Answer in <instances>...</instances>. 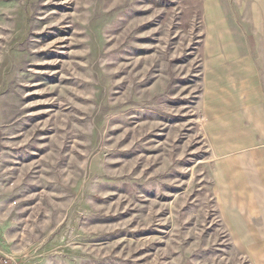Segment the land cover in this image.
I'll use <instances>...</instances> for the list:
<instances>
[{"label": "rangeland", "instance_id": "374dc122", "mask_svg": "<svg viewBox=\"0 0 264 264\" xmlns=\"http://www.w3.org/2000/svg\"><path fill=\"white\" fill-rule=\"evenodd\" d=\"M8 264H264V0H0Z\"/></svg>", "mask_w": 264, "mask_h": 264}, {"label": "built area", "instance_id": "2783aa9c", "mask_svg": "<svg viewBox=\"0 0 264 264\" xmlns=\"http://www.w3.org/2000/svg\"><path fill=\"white\" fill-rule=\"evenodd\" d=\"M9 260L6 257H1L0 256V264H8Z\"/></svg>", "mask_w": 264, "mask_h": 264}]
</instances>
